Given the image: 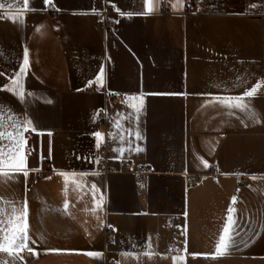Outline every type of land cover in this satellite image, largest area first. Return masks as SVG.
<instances>
[{
  "label": "crops",
  "instance_id": "1",
  "mask_svg": "<svg viewBox=\"0 0 264 264\" xmlns=\"http://www.w3.org/2000/svg\"><path fill=\"white\" fill-rule=\"evenodd\" d=\"M0 2L5 153L14 122L35 128L24 133L34 171L0 181V219L7 227L27 199L30 246L39 253L25 250L15 264H264V95L246 98L250 110L212 99L264 81V0H183V7L179 0H52L49 7L29 0L34 10L23 24L9 18L23 0ZM107 4L115 7L112 26L99 19ZM25 49L30 66L19 99L5 89ZM101 69L103 87L89 86ZM111 92L116 100L107 99ZM133 96L143 99L138 119L127 106ZM94 132L104 134L109 167L152 169L142 188L133 174L98 169ZM48 167L53 173L37 180ZM192 174L204 178L190 186ZM241 177L246 185L238 189ZM229 207L236 244L217 255ZM0 259L12 264L7 254Z\"/></svg>",
  "mask_w": 264,
  "mask_h": 264
},
{
  "label": "snow or ice",
  "instance_id": "2",
  "mask_svg": "<svg viewBox=\"0 0 264 264\" xmlns=\"http://www.w3.org/2000/svg\"><path fill=\"white\" fill-rule=\"evenodd\" d=\"M52 0H44L45 7L51 6ZM145 3H149V0H145ZM180 6L183 7V0H179ZM5 4L0 2V9H4ZM12 5L9 4V8ZM175 7V5H173ZM34 9L29 8V0H23V8H17L11 12L9 18L13 21H18L23 24L24 21L21 17L28 11H33ZM152 11L151 7L147 9V11L141 13L143 15H148ZM95 14V13H94ZM121 15H132V13H124L121 12ZM39 31V29H37ZM30 66L29 62V52L28 49L24 50L23 54V66L20 69V72L11 80V86L7 87L5 90L12 92L19 99H24L25 91L22 83V78L26 75L27 70ZM89 86L92 84H96L97 87H103L104 84V71L101 69L99 75L95 78L94 81H89ZM262 86H264V81L257 82L251 88L246 89L239 96H216L212 97L214 101H219L221 104L227 106L228 108H236L240 110H250V105L246 98L255 97L261 90ZM127 106L132 108L134 112L137 114L136 118L138 119V114L141 111V107L143 105L142 97H126ZM134 101H138V103H134ZM255 115V113H252ZM4 112L0 109V141L5 139V131L3 124ZM131 117V114H129ZM32 122L30 120H24L19 122H14L12 124V128L15 129V133L9 131L7 136L10 138V144L8 147L10 151L5 153L4 146L0 145V181L5 180H14L17 175H23L25 179L28 177L30 171H34L28 168L27 165V157L24 155L25 151H29L27 145V136L24 133L31 131H35V128L31 126ZM129 131L130 130H127ZM131 134V132H130ZM93 136L96 140L95 147L99 150L104 143V134L100 132H94ZM135 138L141 139L139 131L135 132ZM134 151H142L139 147L133 149ZM120 155L123 156L124 149L120 148L118 150ZM50 158V157H49ZM205 167H210L207 161H202ZM5 168L10 169V171H5ZM65 177V182L67 184L68 173H61ZM75 177L77 174H71ZM80 176L86 174H79ZM252 179H256V177H252ZM93 189V199L95 200L96 193L99 192V189L96 188L95 185H92ZM2 201V198H0ZM103 195L100 194L99 205L102 206ZM232 203H236V197L232 198ZM64 208H68V203L65 201ZM229 215L227 216V223L223 227V234L220 235L215 252L217 255H221L224 252L234 246L236 244L235 235H237L236 231V220L232 215L235 212V209L229 207L228 209ZM31 244H35L34 240H31L29 235V224H28V204L27 199L23 201V203L18 207L14 208V213L9 217L7 221V227L5 226V221L0 219V254H7L8 257L11 258L12 264H15V261L18 259L20 261H25V257L20 255V253L25 250L31 255H39L35 251ZM223 250V252H222ZM50 251H61L60 249H50ZM89 256H99L100 253H87ZM124 256L132 255V253H123ZM197 255V254H193ZM0 264H9L8 260L0 259Z\"/></svg>",
  "mask_w": 264,
  "mask_h": 264
},
{
  "label": "built area",
  "instance_id": "3",
  "mask_svg": "<svg viewBox=\"0 0 264 264\" xmlns=\"http://www.w3.org/2000/svg\"><path fill=\"white\" fill-rule=\"evenodd\" d=\"M187 2H190V0H186ZM115 15V7L111 4L105 5L103 10L101 11L99 15V19L106 25L112 26L116 23V19L114 18ZM263 21H264V16H263ZM261 93L264 95V89H262ZM118 98V94L111 92L107 94V99L109 100H116ZM100 125H103V122L101 121V118L104 117V112H100ZM107 157H108V151L105 145H103L99 150L97 154V167L99 170L105 172V173H110V172H123V173H130L136 176L137 179V184L139 188H142L147 180V178L152 174V169L144 164V163H139L134 166L128 164V163H123L121 169L117 170L115 168H111L107 164ZM218 171L217 167L212 168L211 173H216ZM53 173V170L50 169L49 167L46 168L45 170L40 171L36 175V179H40L47 174ZM204 178L203 175L199 174H192L187 176V183L190 186H195L198 183L202 181ZM246 185V180L244 177H241L237 180V187L238 189H241L245 187ZM115 231L113 227H107L106 229V239L108 241H112L114 239ZM111 264H119L118 262H112Z\"/></svg>",
  "mask_w": 264,
  "mask_h": 264
},
{
  "label": "rangeland",
  "instance_id": "4",
  "mask_svg": "<svg viewBox=\"0 0 264 264\" xmlns=\"http://www.w3.org/2000/svg\"><path fill=\"white\" fill-rule=\"evenodd\" d=\"M195 1H196V2H202V0H190V2H189L190 5H191V3H194Z\"/></svg>",
  "mask_w": 264,
  "mask_h": 264
}]
</instances>
